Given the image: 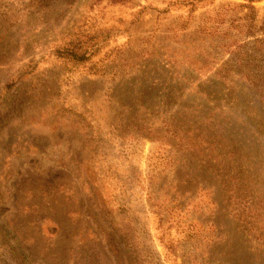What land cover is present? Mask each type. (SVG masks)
Returning <instances> with one entry per match:
<instances>
[{"label":"rangeland","instance_id":"obj_1","mask_svg":"<svg viewBox=\"0 0 264 264\" xmlns=\"http://www.w3.org/2000/svg\"><path fill=\"white\" fill-rule=\"evenodd\" d=\"M135 2L144 13L120 0H0V264H264V80L217 96L236 128L229 196L216 163L171 140L182 110L162 68L195 46L205 13L243 1L198 9L180 44L166 35L186 8ZM253 6L261 26L264 0ZM220 44L197 42L211 72L233 77L240 57L264 79V46Z\"/></svg>","mask_w":264,"mask_h":264},{"label":"trees","instance_id":"obj_2","mask_svg":"<svg viewBox=\"0 0 264 264\" xmlns=\"http://www.w3.org/2000/svg\"><path fill=\"white\" fill-rule=\"evenodd\" d=\"M120 1L129 3L131 8H141L137 14H142L146 10L145 6L142 7L135 0ZM242 1V3L224 2L216 8H212L208 14L205 13L196 25L193 34L194 41L190 43L195 46H189L186 50H182L189 54L167 56L166 63H164L165 67L164 65L162 67L169 72L168 89L174 100L180 103L182 110L176 113L177 117H173L176 125H171L169 132L171 140L176 141L177 145L183 144L180 145L182 149L199 154L207 162L216 163L223 176L222 191L224 195L229 196L236 193L238 181L241 179L237 171L238 162L234 140L236 128L235 125L227 122L229 118L222 105L217 104L220 102L219 99L221 100L217 96L226 87L234 93L237 81L243 82L247 88L258 90L259 87H263L264 79L253 72L244 70L245 66L240 57L236 59L238 71L234 73L233 77L224 68L211 72L213 67L208 58L203 60L197 58L200 52L197 42L201 43L204 40L219 37L223 52L236 54L242 45L243 38L247 37L253 38L256 50H262L264 46V23L261 26L255 24L256 11L253 6V3L258 0ZM162 2L166 4V7L158 11L159 14H166L169 10L186 8V15L178 16V23L168 30L166 35L168 40L175 39V42L180 44L178 39L185 37L186 31L195 21L194 12L212 6L215 0H162ZM204 2L207 3L204 4ZM201 3L204 5H200ZM240 12H244L240 18L233 16ZM226 23H229L228 26H225ZM76 51L74 48L69 49L67 47L64 53L69 52L73 59L80 60L81 55ZM182 70L189 73L181 74ZM196 80L198 83H194ZM185 99H190L188 102L190 107L181 103ZM201 101L207 103L206 106L201 107V104L198 103ZM196 117L198 120L193 121V118ZM216 125L218 129H215ZM170 253L175 257L174 250Z\"/></svg>","mask_w":264,"mask_h":264}]
</instances>
